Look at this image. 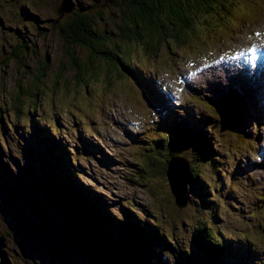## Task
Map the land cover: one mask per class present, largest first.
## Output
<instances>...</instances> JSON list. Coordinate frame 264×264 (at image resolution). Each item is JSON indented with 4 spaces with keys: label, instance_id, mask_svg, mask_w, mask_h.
Returning <instances> with one entry per match:
<instances>
[{
    "label": "rangeland",
    "instance_id": "374dc122",
    "mask_svg": "<svg viewBox=\"0 0 264 264\" xmlns=\"http://www.w3.org/2000/svg\"><path fill=\"white\" fill-rule=\"evenodd\" d=\"M60 1L0 0V264H93L23 199L31 196L63 223L32 182L41 181L48 154L56 150L52 143L64 148L54 158L63 165V181L71 175L84 192L104 199L120 226L142 221L151 231L150 264H264V162H257L264 118L252 105L258 91L264 95V62L255 69L244 59L238 66L230 60L212 64L232 51L264 46V0H239L247 17L228 33L209 28L203 45H160L155 54L144 51L141 40L121 35L128 0H69L74 7L65 12L58 10ZM78 11L92 16L102 45L126 54L125 63L146 76L132 77L119 63L108 66L86 47L69 46L61 25ZM203 18L196 16L199 23ZM144 32L136 25L134 33ZM68 49L85 65L83 72L68 59ZM18 50L25 52L21 59L12 55ZM225 98L242 109L237 122L228 119L230 128L217 113ZM168 117L194 128L192 145L172 160L198 172L188 176L179 200L163 171L169 128L158 125ZM172 176L176 192H183L175 167ZM200 223L222 241L214 243L223 250L215 262L196 248ZM18 239L26 243L25 255Z\"/></svg>",
    "mask_w": 264,
    "mask_h": 264
},
{
    "label": "trees",
    "instance_id": "16d2710c",
    "mask_svg": "<svg viewBox=\"0 0 264 264\" xmlns=\"http://www.w3.org/2000/svg\"><path fill=\"white\" fill-rule=\"evenodd\" d=\"M113 1V0H112ZM111 1V2H112ZM239 0H128L124 8H128V14L124 13L123 23L119 26L121 35L126 39L141 40L144 51L155 54L160 45L178 48H191L194 43L204 44L205 35L210 28L211 32L218 29L219 32L228 33V28L235 26L239 19L246 16V9L238 6ZM245 2V1H244ZM203 13L204 18L201 23L197 22L196 16ZM195 15V18L192 17ZM247 17V16H246ZM93 18L84 11L74 12V14L62 22L61 34L70 46L78 44L88 49L89 56H100L106 59L107 65L119 63L124 69L130 72V76H146L145 72H138L129 64L125 63L126 54L117 55V52L110 47H106L95 36L93 29ZM141 23V27L147 32L145 36L135 32L136 25ZM162 42V44H160ZM148 48V49H147ZM73 50L68 49V58L72 64L78 66V70L83 72V63H78L73 55ZM21 50L14 51L12 55L22 58ZM78 75H81L77 71ZM43 71H39L36 78H40ZM151 79L143 77L146 84ZM233 106V103H230ZM236 113L239 117L241 110L239 103L236 105ZM232 109H230L231 113ZM165 125L169 128V133L165 140V147L168 149V157L174 154H182L193 142V126L177 124L174 121L161 122L158 127ZM161 133V131L159 132ZM159 137L156 136L155 140ZM56 147L55 151L49 152L47 166L42 168L41 181H32L37 185L40 193L50 203L56 214L61 218L62 224L35 201L31 196L26 195L23 199L28 206L40 217L47 219L65 240L74 248L82 251L93 264H150L152 234L144 228L142 221L134 222L129 220L120 226L115 217L108 211L107 205H103L104 199L84 192L79 181H74L71 175H67L68 181H63L62 163L55 164V155L64 154L63 147L50 144V148ZM167 156V155H166ZM168 157H165L163 171L166 176V166ZM173 163V162H172ZM71 166L70 164H67ZM185 162L174 166L178 173L185 167ZM66 168V166H64ZM198 172L189 167L188 176L193 177ZM12 195H16V190L9 187ZM180 195V194H179ZM197 232L194 233V242L205 256L212 261H217L221 257L223 250L214 243L222 241L216 240L211 231L204 232L205 223L196 225ZM115 231L123 234L121 238H113L109 233ZM203 235V236H202Z\"/></svg>",
    "mask_w": 264,
    "mask_h": 264
},
{
    "label": "water",
    "instance_id": "95a60500",
    "mask_svg": "<svg viewBox=\"0 0 264 264\" xmlns=\"http://www.w3.org/2000/svg\"><path fill=\"white\" fill-rule=\"evenodd\" d=\"M60 2L61 3L59 4V9H58L59 11H64V12L65 11H70L74 7L73 3H71L69 0H61ZM230 103H233V106L230 105ZM229 106H231V107H229ZM218 107H220V109L222 111L224 110V111H226L228 113V119L231 120V122H232L233 118H234L233 121L237 122L238 115L236 113V107L237 106H236L235 102L231 101L230 99H224L220 103V106H218ZM230 109H232L231 113H230ZM221 123H223V122H221ZM230 123H228V127L229 128L231 127ZM222 126H223V124H222ZM224 126H226V124H224ZM176 156H178V155H176ZM174 158H175V155H171V157L168 158V162H167V166H166L165 172H166V176H167V178L169 180L168 182H169V185H170L171 192L174 195V199L179 200V198H183L185 196L183 195V193L181 194L180 197L177 196L176 186H175V183H174L175 181H174V178L172 176V169H170L171 164H173L172 160ZM185 165H186V162H185ZM180 173H181V179L183 181V182L181 181L182 185H183L182 188L184 190L185 187H186L187 181H188V175H187V172L184 171V170L182 172H180ZM14 231H15V233H17V235L19 234V230H18L16 225H14ZM17 244H19V246L21 248L22 255H25L26 254V243H25V241L22 240V239H18Z\"/></svg>",
    "mask_w": 264,
    "mask_h": 264
},
{
    "label": "bare ground",
    "instance_id": "6f19581e",
    "mask_svg": "<svg viewBox=\"0 0 264 264\" xmlns=\"http://www.w3.org/2000/svg\"><path fill=\"white\" fill-rule=\"evenodd\" d=\"M255 57V56H254ZM261 57H262V55H261ZM263 58V57H262ZM240 85V87H244V86H242V84H239ZM256 91H258V90H254V92H256ZM256 97H258V100L255 98L254 100H255V102H252V105H253V109L257 112V115H260V116H262L263 118H264V110L261 108V106H262V104H263V102H264V95H263V92L260 90V91H258L257 92V95H256ZM220 106V105H219ZM229 107H231V106H229ZM258 110V111H257ZM217 113L219 114V116L222 118V120H224V123L227 125V123L229 122V120H228V113L226 112V111H222L221 109H220V107H218V110H217ZM194 136V135H193ZM261 145H263V143L261 144ZM262 152H263V148H262ZM263 156H264V152H263V155L261 156V159H259V160H257V162L258 163H262V162H264V159H263ZM188 169H189V166L187 167V166H185L183 169H182V171L184 170V171H186L187 172V175H188ZM177 171V170H176ZM181 171V172H182ZM171 181V180H170ZM184 191V190H183ZM184 194V192H182V190L178 193V191H177V196L178 197H180L181 196V194ZM180 194V195H179Z\"/></svg>",
    "mask_w": 264,
    "mask_h": 264
},
{
    "label": "snow or ice",
    "instance_id": "6c2138e0",
    "mask_svg": "<svg viewBox=\"0 0 264 264\" xmlns=\"http://www.w3.org/2000/svg\"><path fill=\"white\" fill-rule=\"evenodd\" d=\"M257 35H259V33H257ZM255 49H251L250 51H254Z\"/></svg>",
    "mask_w": 264,
    "mask_h": 264
}]
</instances>
